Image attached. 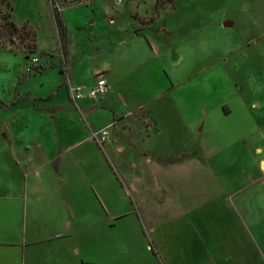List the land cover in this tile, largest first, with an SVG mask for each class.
<instances>
[{
	"label": "crops",
	"instance_id": "obj_1",
	"mask_svg": "<svg viewBox=\"0 0 264 264\" xmlns=\"http://www.w3.org/2000/svg\"><path fill=\"white\" fill-rule=\"evenodd\" d=\"M97 9L60 6V71L107 90L70 96L77 128L35 133L16 171L0 162V264H264L263 33L218 58L209 94L172 79L160 26Z\"/></svg>",
	"mask_w": 264,
	"mask_h": 264
},
{
	"label": "rangeland",
	"instance_id": "obj_2",
	"mask_svg": "<svg viewBox=\"0 0 264 264\" xmlns=\"http://www.w3.org/2000/svg\"><path fill=\"white\" fill-rule=\"evenodd\" d=\"M100 3L102 10H97H101L98 15L104 24L113 17L117 23L160 26L171 45L167 49L170 62L165 64L166 69L173 80L182 81L180 86L187 89L205 87L210 94L215 71L220 76L218 88H226L228 82L224 71L218 70L222 67L218 58L229 55L235 44L246 42L251 32L263 33L264 44V0ZM50 5L49 0H0V14L7 16V22L10 16L18 27L25 25L32 33L11 35L10 28L0 19V162L15 171L14 157L31 153L29 147L35 133L47 129L44 134L50 137V132L78 126L70 123V112L76 109L69 103L67 75L60 71L67 63V30L58 27L55 16L61 17V11L56 14ZM223 21L232 25L223 26ZM33 57L38 60L33 62ZM21 144L23 148L18 147ZM147 238L150 244L152 241Z\"/></svg>",
	"mask_w": 264,
	"mask_h": 264
},
{
	"label": "built area",
	"instance_id": "obj_3",
	"mask_svg": "<svg viewBox=\"0 0 264 264\" xmlns=\"http://www.w3.org/2000/svg\"><path fill=\"white\" fill-rule=\"evenodd\" d=\"M50 1V7L51 10L55 9L56 11L60 12V6L63 4H73L76 2H82V1H87V0H49ZM33 62L38 60L37 57H33L31 59ZM29 71V67L27 68ZM107 90V83L104 80H98L95 84H92L88 88H83L81 86L79 87H69V93L71 96L72 101H77L79 100L82 96L89 97L90 99H95L98 96H101L102 94L105 93ZM85 91V92H84ZM107 131L105 129L101 130L100 132H95L93 134V137L96 139L97 143L101 145L104 141L105 138V133Z\"/></svg>",
	"mask_w": 264,
	"mask_h": 264
},
{
	"label": "trees",
	"instance_id": "obj_4",
	"mask_svg": "<svg viewBox=\"0 0 264 264\" xmlns=\"http://www.w3.org/2000/svg\"><path fill=\"white\" fill-rule=\"evenodd\" d=\"M53 11L56 13V14H59L60 12H58V11H56L55 9H53ZM8 18H9V20H8V22H7V16H5V14L3 15H1L0 14V19H3L4 21H5V23L7 24V26L10 28V30H11V35H13V34H19L20 32L22 33V32H25L26 33V35H31L32 36V33L31 32H28V30H26V27H25V25L23 26H20V27H18L12 20H10V16H8ZM55 19H56V24L58 25V27L59 28H61L62 26H61V24H60V19H59V16L58 15H56L55 16ZM64 30V29H63ZM175 159V158H174ZM176 161L177 160H179V159H175ZM150 244H151V246L153 247V245H152V243L150 242ZM154 252H155V250H154ZM156 253V252H155Z\"/></svg>",
	"mask_w": 264,
	"mask_h": 264
}]
</instances>
